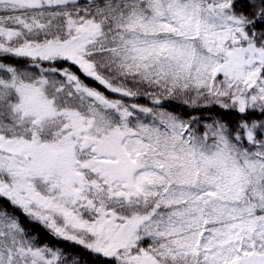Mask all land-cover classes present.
I'll return each mask as SVG.
<instances>
[{"label":"snow or ice","instance_id":"obj_1","mask_svg":"<svg viewBox=\"0 0 264 264\" xmlns=\"http://www.w3.org/2000/svg\"><path fill=\"white\" fill-rule=\"evenodd\" d=\"M0 264H264V0H0Z\"/></svg>","mask_w":264,"mask_h":264},{"label":"trees","instance_id":"obj_2","mask_svg":"<svg viewBox=\"0 0 264 264\" xmlns=\"http://www.w3.org/2000/svg\"><path fill=\"white\" fill-rule=\"evenodd\" d=\"M139 102H140V103H146V101H144V100H140ZM22 219H23V218H22ZM24 223H25L26 226L31 227L30 225H28V222H27V221H24ZM34 230L40 233L42 239H44V240H46V241H48V242H50V243H52V244H55V243H56V241H55L54 239H52L51 236H48V235H47V234H46L41 228H39L38 226L34 227ZM60 246L63 247L66 251H69V252H73V251H75V252H81L80 249L75 248V247H73L72 245H70V244H68V243H62ZM81 254L84 255L82 252H81ZM86 258H87V257H86Z\"/></svg>","mask_w":264,"mask_h":264}]
</instances>
